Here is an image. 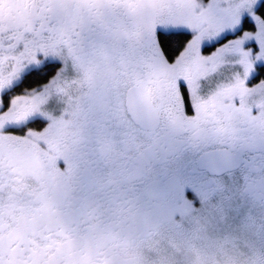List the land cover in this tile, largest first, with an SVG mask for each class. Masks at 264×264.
Segmentation results:
<instances>
[{
    "label": "flooded vegetation",
    "instance_id": "flooded-vegetation-1",
    "mask_svg": "<svg viewBox=\"0 0 264 264\" xmlns=\"http://www.w3.org/2000/svg\"><path fill=\"white\" fill-rule=\"evenodd\" d=\"M131 4L122 0H0V66L9 80L0 86L3 110L24 96L45 93L48 99H62L61 86L67 95L89 92L91 85L80 83L84 74L87 80L94 76V86H100L98 91L92 90L97 94L88 95L90 100L75 108H81L74 118L82 122L88 136L70 140L76 132L69 119L72 115H60V124L67 128L59 149L66 148L67 160L46 143L27 138L24 130L0 129V145H7L0 171V264H128L126 253L148 240L154 220L164 224L179 218L175 206L194 198L192 189L181 188L173 171L176 163L187 164L183 169L202 184L241 179L247 200L264 206V141L260 134L264 106L259 107L263 113L257 116L252 110L248 124L241 125L236 120L240 111L230 105L239 99L236 96L226 101L235 113L229 117L232 127L225 117L198 124L202 126L175 123L170 133L174 138H169L165 132L170 126L160 103L170 89L158 80V69L150 58L136 62L125 56L129 46L118 36L123 26L132 29L135 23L140 30L147 29L151 9L139 7L143 20L137 22L132 10H125ZM120 8L124 9L125 25L114 23L110 12ZM21 55L25 66L14 73L16 58ZM116 70L120 76L131 74L136 81L117 87L118 96L111 100L103 78H112ZM33 71L47 75L45 81L21 95L13 94L23 76ZM135 86L149 91L161 117L156 131L140 128L128 112L127 92ZM180 105L181 115L197 120L196 110L181 100ZM86 118L94 121L87 123ZM109 123L118 131L125 123L136 130V142L145 155L150 154L153 166L149 167L155 166L156 178L143 175L148 167L138 163L142 155L137 160L119 151L123 142L109 133ZM109 137L110 146L106 144ZM210 140L216 142L201 149ZM74 143L79 144L76 154L69 153ZM216 149H229L242 157L239 168L217 176L200 169L199 157Z\"/></svg>",
    "mask_w": 264,
    "mask_h": 264
},
{
    "label": "rangeland",
    "instance_id": "rangeland-1",
    "mask_svg": "<svg viewBox=\"0 0 264 264\" xmlns=\"http://www.w3.org/2000/svg\"><path fill=\"white\" fill-rule=\"evenodd\" d=\"M122 1L132 3L125 10H132L137 22L143 20V16L140 15L142 8L139 7L143 5L146 9H151L147 17L149 21L146 19L147 29L140 30L141 27L135 23L132 29L123 26L120 31L118 30V36L126 40L129 46L125 53L128 59L139 62L141 58L144 60L150 58L155 70L158 69V80H161V84L168 85L169 94L167 93L164 103L160 104H163L165 122L170 126L165 132L169 138L173 137L170 133L175 123L202 126L198 124L203 121L215 123L219 117H225L228 119L227 126L232 127L229 117L231 119L235 113L228 107L229 102L226 101L236 96H240L239 99L230 102V105L234 110L240 111L236 118L237 123L247 125L252 118V110L257 111V116L263 113L259 107L264 106V21L257 8L264 0ZM123 11L121 8L118 11L110 10L114 23L122 21L125 25ZM246 22L253 24L254 28L245 27ZM134 27L137 29H133ZM160 31L184 32L191 36L173 62H163L157 37ZM16 59L14 73L22 71L25 66L22 65V55ZM1 72L0 66L2 87L9 80H6ZM115 73L112 78H103L106 81L105 93L112 97L111 100L118 96L117 87L136 81L131 74L125 73L126 75L120 76L121 73L117 70ZM78 76L79 74L75 79ZM257 77L258 82L253 81ZM21 78L22 75L15 80L19 81ZM94 78L92 76L87 80L86 74L80 78L81 84H87L88 88L91 85L89 92L82 90L79 91L81 93L76 91L67 95V91L60 84L62 99H48L43 95L45 93H42L34 98L29 96L18 98L5 110L4 105H0V129L19 128L20 133L24 130L27 138L46 143L59 158L67 160L69 154L66 153V148L59 149L67 127L60 124L59 118L61 114L71 113L69 119L71 127L76 130L74 133L76 135L72 134L70 140L73 137L81 139L89 135V131L83 129L82 122H77L74 116L76 112L81 113V108H75L80 106L83 100H90L91 97L88 95L98 93L100 86H94ZM94 89L97 91L92 93ZM95 99L97 100L96 97ZM179 99L196 110L197 115L194 117L197 120L181 115ZM36 120L44 121L45 126L41 129L25 128L28 123ZM104 120L105 118L100 122ZM86 121L91 123L94 120L86 118ZM103 124L104 122L100 125ZM107 126L110 129L109 133L115 134L117 139L123 142V147H120L119 151L123 154L128 153L137 160L138 156L142 155L143 158H140L138 163L148 167L143 175L146 174L147 178L152 176L156 178L154 176L156 172H153L155 166L154 169L149 167L153 166L149 159L150 154L145 155V150L136 142V130L128 123L122 126V131L116 130L113 123ZM93 132L98 135L97 130L93 129ZM260 134L264 141V123H261ZM215 142L210 140L209 144L202 145L201 149ZM110 143L112 144V140L109 137L106 144L110 146ZM126 145L129 152L125 151ZM78 148L79 144L74 143L68 152L76 154ZM184 165L187 166L184 163L182 165L176 163L173 165V171L181 188L192 189L194 198L187 203L184 201V206H175V212L180 214L179 218L174 217L164 224L154 220V229L150 237L136 249L131 246L126 253V263L264 264V206L247 200L241 179L231 178L217 183L211 182V185L202 184L198 177H191L189 171L183 169Z\"/></svg>",
    "mask_w": 264,
    "mask_h": 264
},
{
    "label": "water",
    "instance_id": "water-1",
    "mask_svg": "<svg viewBox=\"0 0 264 264\" xmlns=\"http://www.w3.org/2000/svg\"><path fill=\"white\" fill-rule=\"evenodd\" d=\"M126 106L135 124L145 131H156L159 128L161 117L153 105L149 91L141 86H135L127 92ZM7 145H0V171L3 154ZM242 157L237 156L229 149H216L199 157L198 167L208 170L212 175H223L228 171L237 170Z\"/></svg>",
    "mask_w": 264,
    "mask_h": 264
},
{
    "label": "trees",
    "instance_id": "trees-1",
    "mask_svg": "<svg viewBox=\"0 0 264 264\" xmlns=\"http://www.w3.org/2000/svg\"><path fill=\"white\" fill-rule=\"evenodd\" d=\"M257 11L264 21V1L258 6ZM245 27L254 28V25L250 22H246ZM159 48L162 50V54L164 59L169 62H173L175 58L178 57V54L182 52L185 48V45L191 39L190 34L184 32H162L160 31L157 34ZM49 75V74H48ZM46 76H42L40 73L33 71L30 74H26L23 76L22 81L15 86V89L12 90L13 94L21 95L23 92L33 90L38 85L42 84L45 81ZM259 78L257 77L256 82H258ZM45 122L41 120H36L35 122L28 123L25 128L28 129H41L45 126ZM191 199V198H190ZM197 205V204H196Z\"/></svg>",
    "mask_w": 264,
    "mask_h": 264
}]
</instances>
